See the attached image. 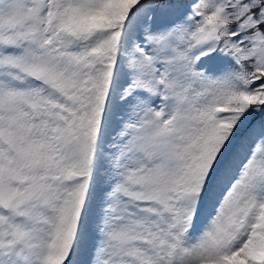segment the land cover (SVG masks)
Listing matches in <instances>:
<instances>
[{"label":"snow or ice","instance_id":"6c2138e0","mask_svg":"<svg viewBox=\"0 0 264 264\" xmlns=\"http://www.w3.org/2000/svg\"><path fill=\"white\" fill-rule=\"evenodd\" d=\"M0 264H264V0H0Z\"/></svg>","mask_w":264,"mask_h":264}]
</instances>
